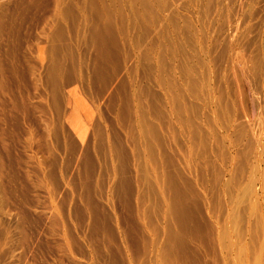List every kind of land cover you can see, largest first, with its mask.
Returning <instances> with one entry per match:
<instances>
[{"label":"rangeland","instance_id":"1","mask_svg":"<svg viewBox=\"0 0 264 264\" xmlns=\"http://www.w3.org/2000/svg\"><path fill=\"white\" fill-rule=\"evenodd\" d=\"M0 264H264V0H0Z\"/></svg>","mask_w":264,"mask_h":264},{"label":"bare ground","instance_id":"2","mask_svg":"<svg viewBox=\"0 0 264 264\" xmlns=\"http://www.w3.org/2000/svg\"><path fill=\"white\" fill-rule=\"evenodd\" d=\"M173 173V172H172ZM167 175V174H166ZM174 177H177V175L176 176H174ZM181 177V176H180ZM178 178V177H177ZM165 179H167L166 177H165ZM168 179H171L170 177H168ZM176 179V178H175ZM180 178H178L177 180H179ZM169 181V180H168ZM175 181V180H174ZM173 181V182H174ZM169 184H171L170 186H172V182H171V180L169 181ZM182 186V185H181ZM167 187L169 188V185H167ZM175 188H178V186H175L174 187V189ZM180 188H183V187H180ZM182 191H183V189H181ZM174 191V190H173ZM175 193H176V191H175ZM177 193L178 194H176L175 195V199H174V201H171L170 199V201H171V203L173 202V204L172 205H169L171 208L169 209L170 211H171V214H172V212L174 213L175 212V214H177V213H179V216H182V214H183V192H180V191H178V189H177ZM187 193V192H186ZM185 195V194H184ZM184 199H185V196H184ZM186 206V205H185ZM184 206V207H185ZM186 208H188V207H186ZM188 209H190V207L188 208ZM185 212H186V210H184ZM177 212V213H176ZM190 212H191V210H190ZM167 215V214H166ZM172 215H174V214H172ZM172 215H171V217H172ZM191 215V214H190ZM174 216H176V215H174ZM177 216H178V214H177ZM168 217V216H167ZM173 219V218H172ZM169 220H170V218H169ZM177 220V219H176ZM180 220V219H179ZM177 221V223H179L180 221ZM182 220V219H181ZM182 222V221H181ZM183 224V223H182ZM180 225H181V223H180ZM181 227H182V225H181ZM173 229H171V231H172ZM179 230H180V228H179ZM173 232L174 231H172V235H171V239H173ZM180 232H181V234L183 233L182 232V229L180 230ZM181 234H179V236H181ZM178 235V234H177ZM183 235V234H182ZM175 237H176V235H175ZM174 237V238H175ZM181 238V237H180ZM182 239V238H181ZM175 240V239H174ZM181 242V241H180ZM171 247H173V246H171Z\"/></svg>","mask_w":264,"mask_h":264}]
</instances>
